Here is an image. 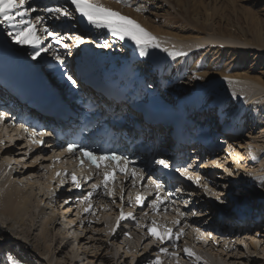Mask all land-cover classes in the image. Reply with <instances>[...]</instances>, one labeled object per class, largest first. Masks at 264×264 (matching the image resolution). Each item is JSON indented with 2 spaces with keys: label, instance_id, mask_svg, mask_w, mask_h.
<instances>
[{
  "label": "bare ground",
  "instance_id": "obj_1",
  "mask_svg": "<svg viewBox=\"0 0 264 264\" xmlns=\"http://www.w3.org/2000/svg\"><path fill=\"white\" fill-rule=\"evenodd\" d=\"M127 1L130 0H124V1L99 0V2L104 4L105 6L117 10L121 12L123 15H127L132 19L136 20L149 32L155 35L159 39L163 47L169 48L170 51L177 50L187 53L186 56H182L173 60L172 57H169L165 52L161 51L160 49H154V50H150L151 55L149 57H144L145 60H148L153 64H147L137 60L138 62L136 61V63H138L139 66L138 70H141V72H139L140 74L139 77H143L145 78L144 80L147 81L146 74L149 75L151 72H153L155 75L154 84L155 85L158 84V87L156 86L154 88L152 86L151 87L148 86L151 89L149 90L148 88V91L154 90L164 97H171L172 99L174 98L176 100L179 99L181 96L183 97L187 96V98H190L188 97V95L193 96L195 94L194 91L187 95H183V94L179 95L178 93H174L175 90L173 88L170 89L168 88L163 90V87L171 85L176 80L181 79V84L183 86L186 87L190 86L192 89L198 88L201 89V91L206 92V94L203 95V99L204 96H207L209 99V100L204 99V101L208 100L206 101V103H204L203 100L197 97L191 100L192 101L191 106L193 108L207 109L209 107V110L210 108L213 109L212 112H209L208 114L207 113L204 114L207 116L206 118L209 121L211 129H209V132L207 131L202 132L200 134V139L204 143L206 142V144H209V142L213 140V137L217 138L216 136L217 134L222 135L221 142L224 143L225 145L227 144V146L231 145V147L228 148V150L229 149L231 150L230 151L231 158L229 159L228 164L235 173L234 175L231 176L232 179L236 181V183H239V185L242 184V186L248 188L253 187L259 190L260 193L259 192H256L257 194L255 193L256 195H254L253 197L254 199L253 202L259 200V198H264V158L261 159V157H259L262 156L264 148L262 147L261 144L257 143L256 141L257 139L251 135H249L250 139L248 140L239 139L240 132H242L243 128L245 127V124H247L248 122L251 123L250 124L251 129L254 128V130L256 129L260 130V132L258 131L259 134L264 133V78L262 76H256L254 74H251L249 71L230 69L220 65H215L214 69H206V70L202 69L197 74H195V72L193 73V70L190 69L192 64L188 61L190 54H192L193 57H196L195 54H193L196 51V47L203 45L204 46L211 45L212 43L215 42L239 43L246 46L264 48V26L253 22L254 19L252 18L254 17V14L252 12H248V11L246 12L243 11L242 9L241 11H239L240 12L239 19H236L237 21L235 22L233 20V15L235 16L236 9L232 8L233 4L229 0H227V2L229 1L228 5H224L225 3L220 4L219 0H166L172 3L176 8V14L174 15V17L173 14L171 13L166 14L168 17L166 15H159L156 7H153V9H155L156 11L152 12L151 11L152 8L149 9L148 7L149 5H151L150 0H131L133 1L132 4L128 3ZM136 4H138V6H136V8H133L134 10L130 8L132 5H136ZM138 8H142L143 11H137ZM245 12L246 15H244ZM178 18L181 19L183 22V28L181 29H177L175 26H173L170 23V20H174ZM223 18L225 19V25H222L221 23V20ZM242 18L244 19L243 21L244 23L247 22L246 26L249 25L248 22L249 20H251L250 21L251 25L248 26V29H244V27L241 26L242 24L239 25L240 22L239 20H241ZM76 25H77L76 30H79L80 32L88 33L90 37V43L88 45L90 47L93 48L91 42L93 41V39H97V40L104 39L103 37L105 31L90 29V26H88L84 22L81 23L78 22ZM101 33H102V37H101ZM120 42L121 44L117 43L116 45L117 46L116 50L118 55L126 56V57L128 56L130 59L129 61L133 59L135 61V59L139 55L138 52L134 50V47L131 45V42L127 40ZM122 44L124 46H127V48L130 47L129 53L121 52ZM88 49H89L88 46L82 45L81 51L79 52V54L81 55L80 56L76 55L75 58L73 57L74 66L78 67V69L79 70L81 69L83 72H85L84 70L87 71L90 65L88 66L87 64H82L81 61L82 59H77V58L79 57L85 58L94 55V53L92 51H89ZM103 57L105 56L103 55ZM88 60L89 59H85L84 61H86L89 64ZM121 62L123 61H120L119 63H115V65L113 66L119 65ZM109 64L110 63L104 62L102 69H110L111 67H105V65L109 66ZM195 64L196 62L194 63V65ZM86 66H88V68H84ZM144 69L146 70V72ZM83 72L81 73L85 74ZM151 76L152 74L150 75V77ZM196 76H202L203 79L196 80L194 79V77ZM226 76L229 77V80L224 79V77ZM171 90L172 92L170 95L168 92H170ZM181 92H184V90H181ZM233 92L237 94L235 97L232 96ZM214 103H216V106L215 105L212 106V104ZM205 104H208L210 106L205 107ZM241 107L242 109L240 110L239 108ZM217 113L219 114L218 117L216 116ZM199 117L203 119V115H200ZM216 119H218L217 122L215 121ZM2 129L0 126V131ZM0 140H2L1 133H0ZM2 141H4L3 143L4 145L0 144L1 145L0 146V215L6 217L7 219L15 220L17 223L20 224V226H23L25 224V221L27 220L29 222V228L31 227H34V229L39 228V236L41 238L45 254L39 253L37 249L34 250V253L37 254L38 257L44 258L43 260L45 264H75L77 262L76 261L77 259L79 262L87 259V256L84 259L79 258V256L82 253L85 256L84 252L82 253L79 252V249L81 248V246L79 247L80 245L79 243L78 245L75 246H73L72 243H70L71 244L70 248L64 247L65 245H69V240L65 241V238H67L65 237V235H67L68 231L71 229V227H68V224L69 223L71 224V222L74 220L66 218L65 219L66 222L62 224L63 229L61 232L54 233L51 230L50 235H48V233L50 232L48 230V226L52 223V221L54 223L56 217L59 215L64 217V215L61 214L63 209L60 214L54 213L55 209L51 204L52 205L50 209L51 215L47 214L45 212L46 208L40 207L39 201L42 198L36 196L37 194L33 190L34 184L32 183V181L30 182L29 185L31 190L24 189L21 185L20 180L17 179V177L15 179V176L16 175L20 176L21 173L19 171H15L14 169L15 167L12 170H10L11 168L7 170L8 163L15 162L17 164H21L23 162L24 163L28 162V166H29V163H32L34 160L37 159V157H39L38 164L41 165V167L37 168L35 167V165H33L34 169L32 174L35 175V173L38 172L37 176L39 178V173L42 171L44 175L45 174L47 175L48 171L46 170V168H49L48 165H50V163L46 162L45 158H40L41 155L40 153L42 150L41 151L37 150L36 152H32L29 154L27 149L23 147L21 143L17 141L13 142V139L7 137L5 140ZM243 145L247 146L248 149L245 148ZM14 148L18 150L15 151ZM189 148H186L189 151L188 156H190V153L195 154V156H192V159L194 160H192L191 164H194L193 162H196L195 159L198 160L199 157L201 156L204 157L203 159L204 162L206 160L205 163L203 164L201 163L202 164L201 168H198V171L199 169L201 171V169L204 170V168L213 167L211 164L207 165V162L211 160L209 159V157L212 154L211 151L213 149L211 148L207 149L206 147L205 149H203L201 144H194V146L191 147L192 148L191 150ZM236 148L237 149L240 148V149L236 150ZM247 151L250 154L255 153V155L253 154L254 157L253 156L249 157L248 155H246ZM239 154H240V159L238 157ZM23 157L26 158L24 159V161L22 162L18 161V159ZM185 157L187 156L185 155ZM255 158L258 159L249 163L250 160H253ZM238 164L239 167H237ZM194 174H197V171L194 170ZM46 175L45 177H47L48 179V176ZM49 177L50 178L53 177L51 173L49 174ZM58 178L60 179L61 177ZM69 184L70 183H68L67 185ZM183 187H184V192L180 193L183 200L181 201L182 202L181 204L176 206V208H179L181 212H185L187 208L188 209L190 208L189 210H191V212H196L197 213L196 216L198 217L196 218L191 217L190 216L191 212H190L186 215V217L182 219V223L180 227L188 226L190 227V230L185 231V234L181 238L183 240H186L187 238L189 239V237L193 235V232L199 229V231L197 232L199 233V236L201 234L202 239H200L201 243L197 242V244L201 245L202 242L205 243L208 239H210L205 247V248L211 247L208 250H205L202 247L200 248L194 247L191 241H188L186 244L187 247L192 248L197 253V255H199L202 258L200 264H205V262L206 264H226V260L223 258L222 253L227 252L224 253V256L227 254L228 255L231 254L232 252H229L227 250L230 243H234L235 241H240L239 236H246V235L247 238L249 239L248 248L250 255L246 257L244 263H240V264H257V261L261 260V258H264V236L257 237V233H258L257 229L255 230L256 232L252 234L251 233L245 234L251 229H247L245 227L246 225H243V223H247L246 221H243L245 219L244 217H248L250 222L254 220L255 217L257 216L259 217L260 212L258 210L262 212V209L260 207L258 208L256 206V208H258L256 210L257 212L256 215L250 213L253 210L249 212H239L237 214V224L234 226H225L224 223L221 222V219H223L224 217H228L227 214L222 216L221 219L217 218L215 220L216 215L219 217V215H221L222 213L219 211L218 212L212 211L213 207L209 206L208 204L202 205L201 204L202 202L199 201V198H201L203 195L202 196L199 195V190L193 188L189 183L184 184ZM71 189L73 188L69 185V188L67 189L68 194L66 196L59 195L60 200H65L64 198H66L69 199L68 201L70 203V201L74 197V192ZM87 190L88 188H85V192ZM168 192H171V189H169ZM168 192L161 193V196L162 197L166 196ZM187 193L189 194V196L187 195ZM127 196H132V195H127ZM233 198L236 201L240 200L242 203V207L245 206L246 208L247 206H249V200H247L245 196H240L237 198L233 197ZM118 199L119 198L116 195L115 203H114L113 198L107 197L104 194L103 190L100 191L94 196V198L91 201L94 202L92 212L90 214H85V216L90 215V218L91 217L95 218L97 215L99 216L98 220L101 222H98L96 224L100 226L103 225L104 224L103 220L105 219L106 215L114 214L116 211V206L120 205V201ZM195 199H198L199 204H197V201L194 203ZM185 201H188V203L186 204ZM147 202L150 201L147 200L146 203ZM126 206H128L127 203L125 204V208L129 207ZM170 207L171 204L168 203L167 211L163 210V206L161 207L160 210L156 212H153L150 208L147 207H145L143 211H141L140 208L138 209V207H136L137 209L132 208L131 210L136 211L134 216L135 219H139V217L137 218V215L145 217V212H149L150 217L148 216L149 219L146 222H152V220L155 219L156 221L158 220V222L161 221V224L165 223L164 225H167L169 227H174L173 222L178 218V213L176 211L174 212L169 211ZM156 215L157 217H155ZM242 218L244 219L242 220ZM79 219L81 221H79V223L75 222L77 225H75L74 223L73 226L75 225V227L71 229V231H73L75 234H76L75 232L76 229H80V230L85 229L86 226H83V224L89 226L90 221L88 220L84 221L85 219L84 217ZM65 226H67L66 229ZM130 226L131 224L126 223L122 225V230ZM29 228L21 230L20 233L24 231L23 232L24 235L26 237H29L30 236ZM103 230L105 233V238H101L99 240L100 245L97 244V246H100L101 248H103L107 240L109 243L114 245V242L117 241V239H119L121 235V230L113 235L109 233V229L105 230L104 228ZM128 232L130 233L131 231ZM139 232L140 231H138V233ZM210 233H212L213 235H217V237L215 236L210 237L209 236ZM57 235H60V238H57ZM48 236L50 237L48 238ZM77 236L78 235L76 234L75 237ZM7 239L16 240L20 245L21 249L29 248L27 247L26 241L19 238L18 231H16L15 233L9 232L8 230L3 229V227L0 226V244L1 242ZM55 239H58V243L56 244L54 241V246L52 247L49 241L52 242ZM140 239L141 238L139 237L138 241ZM73 240L75 241L76 238ZM218 244L221 246L220 249H222L219 252H217L218 250L216 249V246H219ZM235 246H236V242L233 244V248ZM236 249L237 248H235V250ZM30 250L32 251L31 248ZM56 250H58V253L59 252L65 253L66 263L65 261L61 263V261L57 259V257L54 255ZM108 257L111 260L112 256L109 255ZM171 259L177 262V258L171 257ZM7 260L11 264H14V262H19V264H23L22 262L18 261L15 257H13L12 254L11 255L7 254ZM91 262H92L91 260H88L87 264H91ZM162 262L164 264V261ZM179 264H195V261L194 259L187 258L184 255V253H182V256H179Z\"/></svg>",
  "mask_w": 264,
  "mask_h": 264
},
{
  "label": "rangeland",
  "instance_id": "obj_2",
  "mask_svg": "<svg viewBox=\"0 0 264 264\" xmlns=\"http://www.w3.org/2000/svg\"><path fill=\"white\" fill-rule=\"evenodd\" d=\"M115 1H124V0H115ZM219 1H220L219 2L220 4L225 3L224 5H228L229 1L232 2V4H233L232 8L236 9L235 16L233 15V20L235 22L237 21L236 19H239V17H240L239 11H241V9H242L243 11H246V12L247 11L252 12L254 14V17L252 18V19H254L253 22L261 24L262 26H264V0H229L228 2H227V0H219ZM127 2L131 3V4L133 3V1H131V0L127 1ZM150 3H151V5L148 6L149 9L152 8L151 11L155 12L156 10L153 9V7H156L159 15H166L168 13H171V14H173V17H174V15L176 14V8L174 7V5L172 3L166 1V0H157V1L156 0H150ZM138 4L132 5L131 7L130 6L129 7L131 9H133V8H136V6H138ZM246 12L244 15H246ZM239 21H240L239 25L242 24L241 26L244 27V29H248V26L251 25V22H250L251 20H249V22H248L249 25H247V26H246L247 22L245 21L246 23H244L243 18ZM170 23L173 26H175L177 29L183 28V22L179 18L174 19V20H170ZM221 23H222V25H225V19L224 18L221 20ZM103 31H105V34L103 37L104 39H100V40L93 39V41H91V42H92V46L94 49L92 47H90L88 45L89 44L88 43L87 45H85V46L89 47L88 50L92 51L93 53L95 52L102 57L104 55L105 57H103V58H105L106 61H108V63H110L109 66L105 65V67H112L113 65H115V63H119L120 61L123 60L120 58H124L125 60H130L128 56H127L128 57V59H127L126 56H119L118 55L117 50H116V48H117L116 45H117V43L121 44V42L119 40H112L106 34L107 30H103ZM101 37H102V33H101ZM105 40H109V43L112 46L109 48L100 47L99 45H102ZM121 48H122L121 49L122 53H129L130 52L129 51L130 47L127 48V46H124L122 44ZM131 50H132V48H131ZM193 54H195L196 57H193L192 54H190L188 61L192 64L190 69H192L193 73L195 72V74H197L202 69L203 70L214 69L215 65H220V66H224V67H227L230 69L249 71L251 74H254L256 76H262L264 78V48L254 47V46H246V45H242L239 43H225V42H219L218 43V42H215V43H212L211 45H207V46L203 45V46L196 47V51ZM77 55L80 56L81 54H77ZM74 57H76V55ZM83 58L84 57H79L77 59L83 60ZM107 59H109V60H107ZM137 60L140 62L147 63V64H153L152 62L145 60L144 57L142 58V57L137 56L135 61H137ZM195 62H196V64L194 65ZM145 72H146V70H145ZM151 74H152V76H151L150 82L154 83V76L155 75L153 72H151L149 75L146 74V78L150 77ZM141 75H142V73H141ZM148 83H149V81H148ZM151 83L148 84L149 87L152 86ZM145 84H146V82H145ZM165 85H167V84H165ZM152 87L155 88L156 85H154ZM159 87H160V85H159ZM168 88L169 89L173 88L175 90L174 93H178L179 95H182V94L187 95V94L194 91L195 97L200 98L203 101H204V99H208L207 96H204V99H203V95L206 94V92L201 91V89H198V88L192 89L190 86H187V87L183 86L181 84V79L176 80L171 85L165 86L164 89H168ZM149 90H151V89L149 88ZM181 90H184V92H181ZM171 92H172V90L168 93L171 95ZM164 93H166V92H164ZM194 95H193V98H194ZM191 96L192 95H190V96L188 95V97H191ZM166 98L172 99L171 97H166ZM208 100H205L204 103H206V101H208ZM208 106H210V105L205 104V107H208ZM212 106H214V105L212 104ZM239 109L241 110L242 107ZM250 124H251L250 122L245 124V127L243 128L242 132H240L239 139L248 140V139H250L249 135H251V136L255 137L257 139L256 140L257 143L261 144L262 147L264 148V133L259 134L260 130H258V129L254 130V128L251 129ZM216 136H217V138L213 137V140H212V142H213V148L212 149L213 150L211 151L212 154L209 157V159H211V160L209 162H207V165L211 164L213 167L204 168V170L201 169V171H200V169H199V171L197 169L195 171H197L198 175L203 177L202 182L207 183L210 187H213L215 189V191H217L218 193H220L222 195L223 202L216 201L214 197H210V196L205 195L202 190L197 188L196 185H195L196 187L194 185H191V184L190 185L192 187L194 186L193 188L199 190V195H201V196L203 195L201 198H199V201L202 202L201 203L202 205L208 204L209 206L213 207L212 211H216V212L219 211L222 213L221 215H219V217L216 215L215 220L217 218L221 219V217L226 215V214L228 215V217H224L223 219H221V222L224 223L225 226L236 225L237 224V214L239 212H249V211L253 210L250 213L256 215V213H257L256 210L260 207L262 209V212L260 210H258L260 212V215H259V217L258 216L255 217L254 220L251 221L252 223L250 222L248 217H244L245 219L242 218V220L244 219L243 221L247 222V223H243V225H246L245 227L247 229H251L250 231H248L245 234H250V233L252 234V233L256 232L255 230L257 229L258 230L257 231L258 232L257 237H260V236L262 237V236H264V214H263L264 213V209H263L264 208V204H263L264 198H259V200H256L255 202H253V200H254L253 197H254V195L257 194L256 192H259V190L256 188H253V187L248 188V187L242 186V184L239 185V183H236V181H234L232 179V177H229L227 175V173L224 171V168L231 169L230 165L228 164V161L231 158V156H230L231 150L230 149L228 150L229 146H227V144L225 145L224 143L221 142L222 135L217 134ZM2 145H4V144H2ZM243 146L245 148H247V146H245V145H243ZM237 148H236V150L240 149V148L239 149H237ZM14 150L16 151L18 149L14 148ZM249 154L250 153L247 151L246 155H248L249 157H252L253 154L255 155V153H251L250 155ZM191 156H195V154L190 153V157ZM238 157L240 159V154L238 155ZM259 157H261V159L264 158V151H263L262 156H259ZM24 159H26V158L25 157L20 158V159H18V161L22 162V161H24ZM203 159H204L203 156L199 157L198 160L195 159L196 162H193L194 163L193 165H195V164L199 165L200 164L197 167L201 168V165L206 162V160L204 162ZM257 159L258 158L250 160L249 163H251L252 161L257 160ZM197 161H199V162H197ZM211 161H217L218 164H222L223 167H217L215 164L210 163ZM29 162H30V160H29ZM10 165H11L10 170H12L15 167L14 168L15 171H19L21 173L20 176L16 175L15 179L17 177V179L20 180L21 185L24 189L31 190L29 185H30V182L32 181V183L35 185V186L33 185V190L37 194L36 196H38L39 198H42L39 201L40 207H45L46 208L45 212L47 214L51 215L50 209H51L52 205H53V208L55 209L54 213L60 214L62 209H63L61 214L64 215V217L59 215L56 217L54 223L52 221V223L48 226V230L50 231L48 233V235H50L51 230L54 233L61 232L63 229L62 224L64 222H66L65 221L66 218L75 220L74 223L75 222L79 223V221H81L79 218L84 217L85 218L84 221L88 220L91 222L90 227L86 224H83V226H86L85 229H82V230L76 229L75 232L78 235L77 237H75L76 234L73 231H71V229L74 228L75 225H77V224L75 223V225L73 226V224H74L73 221L71 222V224L69 223L71 226L68 224V227H71V229L68 231V234L65 235V237H67V238H65V241L69 240V245H65L64 247L70 248V246H71L70 243H72L73 246L78 245V243H79L80 244L79 247L81 246V248L79 249V252L85 253V256L82 253L79 256V258L84 259L87 256V259H85L84 261H81V262H79L77 259L76 260L77 262L75 264H83V263L87 264L88 260L92 261L91 264H151V260L157 255V248L159 247V245H151V240L153 238L152 237L150 238V235H147V231H146L145 227H141V229H140V226H136L134 228L132 227V229L130 230L131 232L130 233L127 232L128 235H125L126 232H121L119 239H117V241L114 242V245L109 243L107 240L106 244H104L103 248H101L100 246H97V244L100 245L99 240L101 238H105V233H104L103 229L105 228V230H106V225L103 224L100 226V225L96 224L98 222H101L98 220L99 216L96 215V217H95L96 219L94 217L90 218V215L85 216L84 215L85 213L81 214V209H79V215L76 214L77 216H75V214L73 212L68 213V211H67L68 208L65 207V206H67L65 204V200H60V196L63 195L64 192L59 193L55 190L57 188L56 183H55V185L52 183H49L48 179L45 176H44L45 178H42V176L44 175V173L42 171H41L42 173L41 172L39 173V178L37 176L38 172L35 173V175L32 174L33 169H34L33 165H35V167H37V168L41 167V165H39L38 163L35 164L32 162V163H29V166H28V162H25V163L23 162L21 164H17L15 162L14 163L12 162V163H10ZM197 167L195 166V168H197ZM46 170L48 171V168H46ZM48 172L50 174V171H48ZM49 184H50V186H49ZM65 186H67V184ZM68 188L69 187L66 188V191ZM48 194L51 195L50 198L48 197ZM55 195H56V197H55ZM240 196H245L247 198V200H249V206L246 207L247 209L245 208V206L242 207V203L240 200L236 201L233 198V197L237 198ZM208 198H210L211 201L208 200ZM196 201H197V204H199L198 199H195L194 203ZM71 205H73V204H71ZM256 206L258 208H256ZM56 207H57V210H56ZM190 216L195 217V218L198 217L196 215L195 216L190 215ZM235 216H236V218H235ZM109 217H110L109 215H106L103 222H107V221L109 222ZM155 217H157V215ZM77 218H78V220H77ZM257 219H259V220H257ZM157 222H158V220H157ZM167 222H168V220H167ZM140 223H142V222H140ZM0 226L3 227V229L8 230L9 232L15 233L16 231H18L19 238H21L22 240H25L27 247H29L27 249H21L18 242L14 239H7V240L1 242V244H0V264H11L7 260V254H9V255L12 254L13 257H15L18 261L22 262L23 264H45V262L43 260L44 258L38 257V255L34 253V250L37 249L39 253L45 254L44 247H43L41 238L39 236V228H37V229H34V227L29 228V222L27 220L25 221V224L23 226H20V224L17 223L15 220L7 219L6 217H4L2 215H0ZM183 227H184V229L187 228L185 231L190 230V227H188V226L187 227L183 226ZM27 228H29V232H30L29 237H26L24 235V233H23L24 231H22L20 233L21 230L27 229ZM66 228H67V226H65V229ZM138 231H140V232L138 233ZM98 232H99V234H98ZM87 235H89V236H87ZM209 236L210 237L211 236L217 237V235H213L212 233H210ZM49 237L50 236H48V238ZM139 237L141 239L138 241ZM198 237H199V239H197ZM57 238H60V235H57ZM75 238H76V240L74 241L73 239H75ZM239 238H240V241L234 240L236 242L237 247L235 246L233 248V244L235 242L230 243V245L228 246L227 250L229 252H232L231 254H229V255L227 254L224 256V253H227V252H223V253L221 252L223 258L226 260V264H230L233 262H235L233 264L244 263L246 257L250 255L249 248H248L249 239L247 238V235L246 236H239ZM200 239H202L201 234L199 236V233L197 231H194L193 235L191 237H189V239L187 238L186 240H183L181 238L180 241L178 242V246L175 249H173L172 246L168 243H166L163 246L168 247L170 252L171 251L179 252L180 256H182L183 249H184V247H186V244L188 241H191L193 246L196 248L202 247L205 250H208L211 248V247L205 248L210 239H208L205 243L202 242L201 245L197 244V242L201 243ZM56 240H57V242H56ZM54 241L56 244L58 243V239H55L52 242L49 241V243L52 245V247L54 246ZM92 243H94V244H92ZM195 245H197V246H195ZM245 245H247L246 248H245ZM30 248L32 249L33 252L30 250ZM220 248H221L220 245L216 246V249L218 250L217 252L222 250ZM235 248H237V249L235 250ZM240 250H241V253H245L243 256L240 255ZM54 255L57 257V259H59V261H61V263L65 261V253L64 252L58 253V250H56ZM109 255L112 256L111 260L108 257ZM160 258H161V261H164V264H177V262L172 260L171 257H169L163 253L160 254ZM263 259L264 258H261V260L257 261V264H264ZM65 263H66V261H65ZM162 264H163V262H162Z\"/></svg>",
  "mask_w": 264,
  "mask_h": 264
},
{
  "label": "snow or ice",
  "instance_id": "obj_3",
  "mask_svg": "<svg viewBox=\"0 0 264 264\" xmlns=\"http://www.w3.org/2000/svg\"><path fill=\"white\" fill-rule=\"evenodd\" d=\"M35 2L36 0H0V48L22 51L26 58L36 63H39L43 59L42 54L51 53L54 60L58 62L56 70H59L61 75L73 86H77V79L74 78V71L69 72L65 69V56H72L73 50L79 52L82 45L90 43L88 33L80 32L79 30L72 33L63 31L62 26L65 23H71L73 19L86 23L90 26V29L107 30L106 34L112 40L122 42L127 40L131 42L134 50L138 52L139 57H149L151 55L150 50L154 49H160L169 57H172L173 60L187 55L186 52L177 50L170 51L169 48L163 47L159 39L136 20L105 6L99 0H49L48 4L42 8L33 6ZM137 11H143V9L138 8ZM99 46L109 48L112 45L109 43V40H105ZM61 49L64 54L61 53ZM194 79L202 80L203 77L196 76ZM224 79L229 80V77L226 76ZM236 95L235 92L232 93V96L235 97ZM5 118L6 113L0 112V122L4 121ZM25 131H28V129H25ZM51 135L52 133L42 131L37 133L36 129H32L29 132V138L34 145H43L45 143L43 137ZM37 136L40 138L37 139ZM3 143L4 141L0 140V144ZM65 150L73 155L78 151L82 157L80 163L83 164L84 159H87L90 162V166H94L97 170L96 175L102 176V180L91 183L88 191L81 192L77 196L79 204L83 206L82 212L85 214L92 212L93 205L91 201L101 190H103L107 197L113 198V202L115 203V192L110 187V183L115 179L117 172L123 173L125 180H127L130 172L133 177V184L136 183L135 178L138 175L141 179L144 178L143 170H140L138 173L133 161L127 156L117 154L115 151L101 152L76 143H68ZM29 151H32V149L30 148ZM38 162L39 157L33 161V163ZM154 162L163 169H173L184 180L196 185L205 195L214 197L216 201L223 202V197L220 193L215 191L207 183L202 182L200 175L194 174L192 164H185L183 167H174L168 159L164 158L157 159ZM210 163L215 164L217 167H223L217 161H211ZM129 165H133V167L129 168ZM9 167H11L10 164ZM237 167H239V164ZM224 171L229 177L235 174L229 168H224ZM56 175L61 177L60 184L64 185L65 179L63 177L69 174L67 172H57ZM70 176L74 188L78 190L83 189L84 184H87L93 179L92 175H89L85 177L84 184H82L74 172ZM148 180L154 185L153 191L148 195L151 196L154 194L155 198L146 203L148 197L137 192L135 199H129L128 201L130 205L139 207L141 211L147 207L153 212H156L162 206L163 210L167 211L171 197L184 192L182 188H175L174 192H168L166 196L162 197L161 192L164 189V185L158 180H152L151 177H148ZM119 200L120 214L117 217L116 226L111 228L112 233H116L121 223L126 219L131 218L135 220L132 212L125 214L123 211V205L125 203L123 186L119 190ZM68 202L65 201V203ZM185 203L187 204L188 201H185ZM175 211L178 213V218L173 222L174 227L158 224L155 219L152 220L150 225H145L147 234L153 238L151 245H159L157 255L151 260V264H162L160 258L161 253L169 257L177 258V264H179L180 253L176 251L170 252L168 247L163 246L168 243L175 249L181 237L185 234L184 227H180V225L182 219L188 213L181 212L179 208H176ZM191 215L195 216L197 213L191 212ZM145 216H147V212H145ZM89 226H91V222H89ZM125 235L128 234L125 233ZM246 247L247 245H245ZM183 253L187 258L194 259L195 264H200L202 258L192 248L184 247ZM240 255L243 256L244 253H240ZM14 264H19V262H14Z\"/></svg>",
  "mask_w": 264,
  "mask_h": 264
}]
</instances>
